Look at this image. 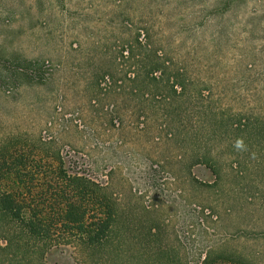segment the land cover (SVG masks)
<instances>
[{"label":"rangeland","instance_id":"1","mask_svg":"<svg viewBox=\"0 0 264 264\" xmlns=\"http://www.w3.org/2000/svg\"><path fill=\"white\" fill-rule=\"evenodd\" d=\"M6 145L29 162L31 198L60 158L162 220L189 264L221 245L264 264V0H0ZM71 250L46 263L82 264Z\"/></svg>","mask_w":264,"mask_h":264},{"label":"trees","instance_id":"2","mask_svg":"<svg viewBox=\"0 0 264 264\" xmlns=\"http://www.w3.org/2000/svg\"><path fill=\"white\" fill-rule=\"evenodd\" d=\"M147 59L151 76L166 67L157 51ZM39 65V61H29L24 67L39 69ZM178 84L184 87L173 82V92ZM8 149V145L0 148V264H48L46 256L63 246L72 247L82 264L190 263L183 241L178 239V245L172 246L162 240V220L152 217L145 208L140 217L126 213L107 187L84 174L65 170L60 158L59 167L45 174L49 188L39 200L31 198L33 190L25 178L35 175L28 170L29 162L23 155H10ZM202 162L210 163L209 158ZM10 182L12 185H8ZM222 247L206 249L199 264H216L219 260L254 264Z\"/></svg>","mask_w":264,"mask_h":264},{"label":"clouds","instance_id":"3","mask_svg":"<svg viewBox=\"0 0 264 264\" xmlns=\"http://www.w3.org/2000/svg\"><path fill=\"white\" fill-rule=\"evenodd\" d=\"M236 148L241 149L244 147L243 140H237L236 142Z\"/></svg>","mask_w":264,"mask_h":264}]
</instances>
